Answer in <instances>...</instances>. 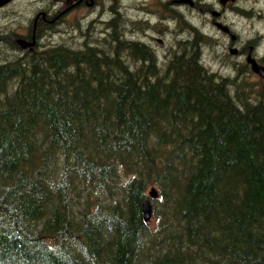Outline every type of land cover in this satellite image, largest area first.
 <instances>
[{
	"label": "trees",
	"instance_id": "16d2710c",
	"mask_svg": "<svg viewBox=\"0 0 264 264\" xmlns=\"http://www.w3.org/2000/svg\"><path fill=\"white\" fill-rule=\"evenodd\" d=\"M103 24L1 50L0 264H264V83L208 70L180 14L163 62Z\"/></svg>",
	"mask_w": 264,
	"mask_h": 264
},
{
	"label": "flooded vegetation",
	"instance_id": "af4514ba",
	"mask_svg": "<svg viewBox=\"0 0 264 264\" xmlns=\"http://www.w3.org/2000/svg\"><path fill=\"white\" fill-rule=\"evenodd\" d=\"M109 1H110L108 6L109 8L107 7L108 33L113 34L115 28L119 29V33H121L122 38H124L129 42H138L144 45L145 47H148L155 55V58L156 59L158 58L159 60H162V58H164L163 56H165L166 53L168 52L167 49H169L171 45H175V41H177L178 38L187 35L185 29H181V31L177 30V14H180L182 16L184 22H189L187 20L188 11H192L193 9L200 8L198 7L199 3H197L196 0H192L193 2L192 5L179 3L178 0H128V3L126 5L124 3H121V0L119 2H117L116 0H109ZM235 1L239 2L240 0H235ZM98 3H99L98 0H53V1L48 0V2L46 1L45 5L42 8L39 9L36 8L37 10L35 9L36 11L32 18L33 25L27 24L7 31L5 36L9 39L10 42L7 44H9L10 47L11 45L13 46L11 47L13 49V50L11 49L12 52L14 51L15 54L19 52L21 54L24 51H26L28 48L40 46L42 44L43 46H51L55 44L57 40H63V41L69 40L67 38H70V40L75 43H79L81 42V40L83 41L81 34L87 36L88 35L98 36L99 31L96 28V23L98 21L92 18L91 15H89L91 9L97 8ZM226 3L222 6L218 5L219 6L218 9H215L213 5L209 4L206 10H203L204 14L210 15V16L208 15L209 22L213 27L221 31L222 34L224 33L223 35L225 36H228L229 34L231 42L229 45L225 47V56H223L224 58L221 59L222 64L228 70L235 72L236 66L240 63L237 62V58L231 60L228 59V56L231 55L241 58V65L243 64L247 69H251L249 64L246 63L248 56L254 58L256 62H258L260 65H264V57H261L255 53V47L252 44H248L247 47L246 46L237 47L232 45V43L234 42L233 38H235V35L231 34L232 32L229 25L226 22H224L225 21L224 11L225 8L233 7L234 3L232 2L231 3L226 2ZM85 11H89L87 15H84ZM116 13L121 14L123 19L120 21L117 20L113 21L114 19H116V15H115ZM36 20L38 21V23ZM54 23L56 26H54ZM223 25L227 28L226 30L224 29ZM46 26L48 27V29ZM74 27L77 28V30ZM89 30L92 31L89 32ZM63 36L65 37L67 36V37L64 38ZM2 37H0V48H2L3 45ZM14 38H22L28 42L27 44H25V47L23 49H20L16 45ZM31 41H33V44H29ZM14 43L15 45H13ZM11 54L14 56L13 53ZM240 67L236 70V72L233 75L231 74L222 75V78L240 79L242 77ZM247 75L254 77L255 80H257V82H261L260 76L254 74L251 70L250 73H247Z\"/></svg>",
	"mask_w": 264,
	"mask_h": 264
},
{
	"label": "rangeland",
	"instance_id": "374dc122",
	"mask_svg": "<svg viewBox=\"0 0 264 264\" xmlns=\"http://www.w3.org/2000/svg\"><path fill=\"white\" fill-rule=\"evenodd\" d=\"M46 1L48 0H13L12 3L6 8L0 9V37L5 36L8 30L15 29L19 26H24L29 23L33 18L36 8H42ZM53 1V0H50ZM119 2L120 0H116ZM199 2V7L188 11L187 20L191 25L196 27L202 34L208 35L211 39L207 44L202 47V62L203 64L212 72L219 73L221 75L231 74L235 72L228 70L223 67L221 59L225 56V47L229 45L230 37L225 36L217 28L213 27L209 22V16L204 14L205 5H213L215 9H218L220 4L218 0H196ZM233 7L227 8L224 11V20L229 25L231 29V34L235 35L233 46H248L252 44L255 47V53L261 57H264V24L260 23L259 18L264 16V0H240L234 1ZM100 3H104V8L97 7L96 9H91L89 15L92 18H96L98 23L96 28L98 31L100 29H105L103 24L108 18L107 7L109 5V0H100ZM121 3L125 5L128 0H121ZM218 4V5H217ZM235 7V8H234ZM241 8V13L237 11V8ZM36 9V10H35ZM201 9V10H200ZM246 10V11H245ZM250 12V14L248 13ZM255 11V12H254ZM245 12V13H244ZM94 13V14H93ZM247 13V14H246ZM88 11L84 12L87 15ZM102 14V15H101ZM100 15V16H99ZM96 16V17H95ZM116 17L123 19L121 14H116ZM258 18V19H257ZM206 20V21H205ZM31 22V21H30ZM104 25V26H103ZM75 28V27H74ZM100 28V29H99ZM4 34V35H3ZM238 38V39H237ZM179 39V38H178ZM8 45H4V50L6 51ZM7 50V54L14 52ZM2 52V51H1ZM0 52V53H1ZM224 53V54H223ZM3 52V57L8 58L10 55ZM17 54V53H16ZM15 54V55H16ZM7 55V56H6ZM2 56V53L0 57ZM13 55H11L12 57ZM10 57V58H11ZM206 57V58H205ZM2 58V57H1ZM238 64L235 70H237L241 65V58L237 56H228V59H236ZM223 65V66H222ZM245 77V78H244ZM244 78V82L251 83L255 80L254 77L243 75L241 80ZM248 79V80H247ZM236 86V85H235ZM234 86V87H235ZM152 222V219L150 223Z\"/></svg>",
	"mask_w": 264,
	"mask_h": 264
},
{
	"label": "bare ground",
	"instance_id": "6f19581e",
	"mask_svg": "<svg viewBox=\"0 0 264 264\" xmlns=\"http://www.w3.org/2000/svg\"><path fill=\"white\" fill-rule=\"evenodd\" d=\"M235 0H233V1H231V0H227L226 2H232V3H234L235 4V2H234ZM94 2V1H93ZM153 2V1H152ZM218 4H220L221 6L222 5H224L226 2H224V3H221L220 2V0H218ZM135 3H136V1H135ZM198 3V2H197ZM177 4V3H176ZM217 4V5H218ZM227 4V3H226ZM171 5V4H170ZM175 6V5H174ZM206 6V5H205ZM91 7V6H90ZM140 7V6H139ZM162 7V6H161ZM109 8V7H108ZM235 8V7H234ZM170 9V8H169ZM225 9H227V8H225ZM93 10V9H92ZM206 10V9H205ZM241 8H237V11L238 12H240L241 13ZM246 11V10H245ZM89 12V11H88ZM148 12V11H147ZM255 12V11H254ZM245 13V12H244ZM248 13L250 14V12L248 11ZM39 14V13H38ZM94 14V13H93ZM111 14V13H110ZM127 14V13H126ZM171 14H173V13H171ZM185 14V13H184ZM242 14V13H241ZM247 14V13H246ZM61 15V14H60ZM102 15V14H101ZM142 15H144V14H142ZM209 15V14H208ZM38 16V15H37ZM100 16V15H99ZM176 16V15H175ZM210 16V15H209ZM96 17V16H95ZM37 18V17H36ZM51 18V17H50ZM96 19V18H95ZM165 19V18H164ZM171 19V18H170ZM173 19V18H172ZM258 19V18H257ZM57 20H58V18H57ZM116 20L118 21L119 20V18L118 17H116ZM150 20V19H149ZM222 20V19H221ZM37 21V20H36ZM98 21V20H97ZM114 21V20H113ZM206 21V20H205ZM211 21V20H210ZM259 21H260V23H262V24H264V16H261L260 18H259ZM61 22V21H60ZM96 22V21H95ZM94 22V23H95ZM102 22H104V21H102ZM137 22V21H136ZM225 22V21H224ZM31 23V22H30ZM35 23V22H34ZM37 23H38V21H37ZM36 23V24H37ZM57 23V22H56ZM98 23V22H97ZM111 23V22H110ZM134 23V22H133ZM173 23V22H172ZM35 24V25H36ZM60 24V23H59ZM48 25V24H47ZM53 25V24H52ZM95 25V24H94ZM54 26H56L55 25V23H54ZM63 26V25H62ZM96 26H97V24H96ZM104 26V25H103ZM113 26V25H112ZM127 26V25H126ZM134 26V25H133ZM215 26V25H214ZM44 27V26H43ZM47 27V26H46ZM45 27V28H46ZM65 27V26H64ZM117 27V26H116ZM136 27H137V25H136ZM149 27V26H148ZM98 28V27H97ZM106 28H108V27H106ZM114 28V27H113ZM118 28H119V26H118ZM156 28V27H155ZM39 29V28H38ZM47 29H48V27H47ZM95 29V28H94ZM100 29V28H99ZM122 29V28H121ZM146 29V28H145ZM40 30V29H39ZM81 30V29H80ZM84 30H85V28H84ZM41 31V30H40ZM43 31V30H42ZM45 31V30H44ZM48 31V30H47ZM74 31V30H73ZM92 31V30H91ZM90 30H89V32H91ZM99 31H102V30H99ZM155 31V30H154ZM37 32V31H36ZM84 32V31H83ZM95 32V31H94ZM10 33V32H9ZM43 33V32H42ZM46 33V32H45ZM97 33V32H96ZM101 33V32H100ZM114 33H115V31H114ZM129 33V32H128ZM153 33V32H152ZM175 33V32H174ZM182 33V32H181ZM38 34V33H37ZM44 34V33H43ZM42 34V35H43ZM47 34V33H46ZM67 34V33H66ZM85 34V33H84ZM93 34V33H92ZM103 34V33H102ZM138 34V33H137ZM188 34V33H187ZM224 34V33H223ZM4 35V34H3ZM41 35V34H40ZM71 35H72V33H71ZM50 36V35H49ZM91 36V35H90ZM93 37L95 36V35H92ZM91 36V37H92ZM97 36V35H96ZM100 36V35H99ZM141 36H142V34H141ZM140 36V37H141ZM228 36H229V34H228ZM47 37H48V35H47ZM61 37V36H60ZM64 38H66L65 36H63ZM71 37V36H70ZM89 38V37H88ZM95 38V37H94ZM97 38H99L98 36H97ZM163 38V37H162ZM172 38V37H171ZM233 38V37H232ZM43 39V38H42ZM67 39H69L70 40V38H67ZM91 39V38H90ZM101 39V38H100ZM111 39V38H110ZM113 39V38H112ZM123 39V38H122ZM207 39V38H206ZM234 39V38H233ZM232 39V40H233ZM238 39V38H237ZM46 40V39H45ZM50 40V39H49ZM66 40V39H65ZM97 40V39H96ZM205 40V39H204ZM41 41V40H40ZM58 41V40H57ZM136 41V40H135ZM201 41H203V40H201ZM207 41V40H206ZM210 41V40H209ZM47 42H49V41H47ZM52 42V41H51ZM205 42V41H204ZM8 43H10V42H8ZM42 43V42H41ZM89 43V42H88ZM95 43V45H96V42H94ZM206 43V42H205ZM204 43V44H205ZM235 43V42H234ZM233 43V44H234ZM230 44V43H229ZM232 44V45H233ZM13 45H15V43L13 44ZM40 45V44H39ZM66 45V44H65ZM64 45V46H65ZM70 45V44H69ZM74 45H77V44H74ZM80 45V44H79ZM98 45V44H97ZM101 45V44H100ZM177 45V44H176ZM203 45V44H202ZM71 46V45H70ZM70 46H68V47H70ZM108 46H110V45H108ZM155 46V45H154ZM162 46V45H161ZM168 46V45H167ZM204 46V45H203ZM11 47H13L12 45H11ZM46 47H49V46H43V44L42 45H40V46H35V48L36 49H39L40 51L42 50V49H44V48H46ZM59 47V46H58ZM80 47V46H79ZM79 47H78V49H79ZM95 47V46H94ZM6 48H8V47H6ZM16 48V47H15ZM71 48H73V47H71ZM75 48V47H74ZM1 49V48H0ZM12 49V48H11ZM18 49V48H17ZM225 49V48H224ZM13 50V49H12ZM12 50H10V51H12ZM25 50V49H24ZM77 50V49H76ZM75 50V51H76ZM82 50V49H81ZM84 50V49H83ZM150 50V49H149ZM163 50V49H162ZM168 50V49H167ZM10 51H8V52H10ZM18 51H20V50H18ZM22 51V50H21ZM30 51V50H29ZM124 51V50H123ZM126 51H128V50H126ZM1 52V51H0ZM4 52V51H3ZM14 52V51H13ZM71 52V51H70ZM78 52H79V50H78ZM82 52V51H81ZM7 53V52H6ZM19 52H17V54H18ZM24 53V52H23ZM20 54V53H19ZM0 55H1V53H0ZM5 55V54H4ZM9 55H12L11 53L9 54ZM15 55V54H14ZM29 55V54H28ZM7 56V55H6ZM2 57V56H1ZM0 57V58H1ZM9 57V56H8ZM11 57V56H10ZM14 57V56H13ZM16 57H18V56H16ZM164 57V56H163ZM171 57V56H170ZM169 57V58H170ZM15 58V57H14ZM30 58V57H29ZM206 58V57H205ZM4 59V58H3ZM13 59V58H12ZM17 59V58H16ZM163 59V58H162ZM1 60H2V58H1ZM13 60H15V59H13ZM39 60V59H38ZM130 60V59H129ZM7 61V60H6ZM11 61V60H10ZM136 61V60H135ZM151 61V60H150ZM156 61V60H155ZM1 62V61H0ZM6 63V62H5ZM13 63H14V61H13ZM137 63V62H136ZM9 64H11L10 62H9ZM12 65V64H11ZM164 65V64H163ZM233 65V64H232ZM132 66V65H131ZM155 66V65H154ZM1 67V66H0ZM3 67H4V64H3ZM159 67V66H158ZM229 67V66H228ZM237 68V67H236ZM8 69V68H7ZM156 69V68H155ZM163 70H164V68H163ZM154 71V70H153ZM157 71V70H156ZM236 71V70H235ZM1 73V72H0ZM31 73V72H30ZM237 73H238V71H237ZM12 74H13V72H12ZM14 74H15V71H14ZM153 74H154V72H153ZM157 74V73H156ZM209 75V74H208ZM7 76V75H6ZM235 76V75H234ZM218 77V76H217ZM222 79V78H221ZM243 80V79H242ZM241 81V80H240ZM243 82V81H242ZM13 83V82H12ZM237 83V82H236ZM244 84V83H243ZM234 85V84H233ZM232 85V86H233ZM236 85V84H235ZM229 87H231V85L229 86ZM235 88V87H234ZM259 90V89H258ZM252 91V90H251ZM233 95V94H232ZM254 98V97H253ZM257 98V97H256ZM249 99V98H248ZM244 100V99H243ZM246 103V102H245ZM244 104V103H243ZM243 106V105H242Z\"/></svg>",
	"mask_w": 264,
	"mask_h": 264
},
{
	"label": "water",
	"instance_id": "95a60500",
	"mask_svg": "<svg viewBox=\"0 0 264 264\" xmlns=\"http://www.w3.org/2000/svg\"><path fill=\"white\" fill-rule=\"evenodd\" d=\"M9 1H10V0H0V7L4 6V5L7 4ZM226 1H227V0H220L221 3H224V2H226ZM231 1H233V0H231ZM180 2H187V3H189V4H192V2H191L190 0H180ZM16 43H17L18 45H20V47L23 48V47H24L23 44L25 43V41L22 40V39H17V40H16ZM250 62H251V64H252V69H253L256 73L260 74V75L264 78V70H263V68L257 66V65L253 62V60H250ZM149 196L152 197V198H154V197L157 196V191H156V189H155L154 187H151V188H150V190H149ZM151 215H152V206H151L150 200L147 199V200H145V201L143 202V204H142V216H143L144 221L148 222V221L150 220V218H151Z\"/></svg>",
	"mask_w": 264,
	"mask_h": 264
}]
</instances>
